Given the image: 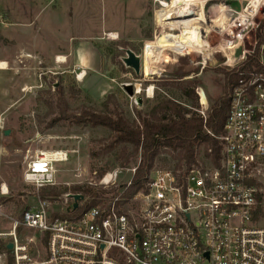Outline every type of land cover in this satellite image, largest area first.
<instances>
[{
	"label": "rangeland",
	"instance_id": "rangeland-1",
	"mask_svg": "<svg viewBox=\"0 0 264 264\" xmlns=\"http://www.w3.org/2000/svg\"><path fill=\"white\" fill-rule=\"evenodd\" d=\"M160 1L172 0H0V61L7 65L6 69H0V185L5 183L9 189L3 200L0 232H9L14 221H21L24 210L37 203L35 190L25 184L23 173L38 149L74 151L69 161L57 164L53 188L59 191L66 188L71 191L76 185L102 187L100 180L112 171H118V178L109 190L120 189L133 178L132 169L138 166L140 156L136 163L123 167L116 159L118 149L93 158L92 148L101 151L103 144L98 143L108 142L111 131L78 124L69 115H79L83 107L103 110L107 101L110 109L118 108L132 121L139 120L138 111L150 115L163 99H174L191 108L192 101L183 94L181 85L192 86L190 83L195 82L200 109L203 97L208 114L210 106L225 94V77L219 70L229 65L228 59L220 62L215 56L222 52L213 51L212 47L225 35L226 14L240 11L247 0L206 2L204 11L210 21L203 28L207 33V56L204 51L182 54L187 51L185 37L195 43L194 48L198 45L197 27H187L182 34L180 27L162 32L157 21L162 8ZM258 21L263 23L264 12ZM258 39V31L252 32L245 49L251 52ZM68 42H82L94 49L99 72L93 66L88 67L85 79L79 81L82 78L79 67L72 62L63 67L57 64L49 53ZM127 48L142 56L140 75L122 61ZM213 56L212 62H208ZM126 83L139 85L141 91L128 95L123 88ZM59 85L65 91L66 114L65 108L58 105ZM205 149H200V154ZM131 150L128 146L126 152ZM173 156L176 153L164 150L152 171L174 168L178 159ZM257 185L263 194L258 225L264 227V167ZM68 191L49 199L52 211L68 212L74 203L69 197L74 193ZM17 236L21 243L30 246L34 261L46 258L48 242L44 232L19 224ZM9 241V237L0 239V264H15L14 254L3 249Z\"/></svg>",
	"mask_w": 264,
	"mask_h": 264
},
{
	"label": "built area",
	"instance_id": "built-area-1",
	"mask_svg": "<svg viewBox=\"0 0 264 264\" xmlns=\"http://www.w3.org/2000/svg\"><path fill=\"white\" fill-rule=\"evenodd\" d=\"M229 12L225 35L212 50L228 59L242 45L243 57L226 65L233 68L256 47L258 41L248 52L244 44L260 25L264 0H247L240 11ZM192 13L180 7V20L186 16L198 20ZM167 16L176 18L175 14ZM260 62L263 70L242 72L230 91L217 160L212 149L205 150L189 168L152 171L145 188L127 195L130 179L118 193H106L99 206L79 218L55 217L51 201L39 194L56 184L57 164L69 161L74 151L38 149L23 173L25 184L35 190L37 203L25 210L21 221H14L9 232H0V239L9 237L14 244L15 264H264V227L258 225L257 214L263 206L257 179L264 167V45ZM198 112L208 117L203 97ZM117 178L118 171L109 172L100 185L107 189L116 185ZM8 194L7 184L2 183L0 216ZM19 224L48 234L44 260L34 261L30 246L19 241Z\"/></svg>",
	"mask_w": 264,
	"mask_h": 264
},
{
	"label": "trees",
	"instance_id": "trees-1",
	"mask_svg": "<svg viewBox=\"0 0 264 264\" xmlns=\"http://www.w3.org/2000/svg\"><path fill=\"white\" fill-rule=\"evenodd\" d=\"M258 42L254 51L247 55L244 62L233 68L229 66L220 67L225 77V94L219 97L209 108L208 117L205 119L198 112L200 110L199 96L196 93L197 83H190L192 86H182L183 94L191 101V108L174 99H163L160 101L150 115H143L138 111V121H132L124 115L118 108H109V101L104 104V109L99 110L94 107H83L79 115H69L68 118L77 120L78 124L91 127H104L111 131V139L108 142L101 140L98 144H103L101 151H97L96 147L92 148L91 156L93 158L100 157L109 152L118 149L116 153L117 161L120 165L128 166L130 163H136L140 156V162L136 168V172L132 178V188L127 191V195H131L142 188H145L149 182L151 172L164 150L176 153L174 159H178L175 170L189 168L197 162L200 149H212L213 158L218 159L221 153L218 137L224 132V125L228 117L230 107V91L233 85L237 83L241 73H250L263 70L260 62V49L264 43V21L259 25ZM187 45L185 48L190 49L195 43L185 37ZM187 51H183L182 54ZM172 54V53H171ZM172 56L175 57L174 54ZM215 56V55H214ZM211 58L208 62H212ZM216 58L225 61L222 53H217ZM59 85L58 102L59 107L62 106L63 114H66L67 102L65 101L64 88ZM128 146L132 147L131 152L127 153ZM105 171V170H104ZM103 173V172H102ZM68 191H59L48 186L42 188L39 194L42 198L53 199L63 193L81 194L83 196L82 204L79 203L77 208H72L68 212L62 214L54 213L55 217L60 218H79L82 214L92 207H97L102 203L106 193H118L116 187L105 189L98 186L76 185ZM259 199H263V194L259 195ZM28 209V208H27ZM25 212V210H24ZM23 212V214H24ZM262 212L259 207L257 214ZM46 242H48V234L45 233ZM3 249L13 255L6 245ZM14 258V255H13Z\"/></svg>",
	"mask_w": 264,
	"mask_h": 264
},
{
	"label": "bare ground",
	"instance_id": "bare-ground-1",
	"mask_svg": "<svg viewBox=\"0 0 264 264\" xmlns=\"http://www.w3.org/2000/svg\"><path fill=\"white\" fill-rule=\"evenodd\" d=\"M208 0H172L170 2L163 1L162 5L164 6V9H162L158 13V21L160 23L161 29H163L162 32H164L166 29L175 30L178 27H180V34H182L184 31H186L187 27L193 26L197 27V35H198V45L194 48H190L187 50L186 53H191L198 51L199 53L204 51L203 55L207 56V42L204 38V24H210V21L208 20L207 16L205 15V3ZM180 7L187 8L188 11L193 12L192 14L197 16L198 20H195L196 18H192L191 16H186L183 18V20H180ZM226 11V10H225ZM175 12V13H173ZM173 15L175 14L176 18H170L167 15ZM173 17V16H172ZM213 19V17H212ZM214 21V20H213ZM212 21V23H213ZM222 29H220L221 31ZM58 61L64 62L65 58L64 56H60L58 58ZM239 61L237 57H235L232 54L228 55V62L230 64H235ZM7 65L4 61H0V69H6ZM83 74V73H82ZM84 76V75H83ZM80 74V77H83ZM82 79V78H81ZM137 93L141 91V88L139 85L136 86ZM153 88L150 87L149 94L152 93Z\"/></svg>",
	"mask_w": 264,
	"mask_h": 264
},
{
	"label": "crops",
	"instance_id": "crops-1",
	"mask_svg": "<svg viewBox=\"0 0 264 264\" xmlns=\"http://www.w3.org/2000/svg\"><path fill=\"white\" fill-rule=\"evenodd\" d=\"M67 45L58 46L55 48L52 52L50 51V57H53V60L60 56H65L66 62L60 63L59 61L56 63L60 64L61 67L66 65L68 62H72L75 66L80 68L81 70L85 71V74H81L83 77L82 79H79V81H83L85 79V75L87 73L86 69L88 67H94L95 70H97V53L94 51V49H90L88 46L84 45L82 42H76V44H70L69 42L66 43ZM92 63V65H90ZM98 65V64H97ZM92 67V68H93ZM105 67L101 70L104 71ZM67 71V70H66ZM79 72V73H80ZM99 72V70H97ZM75 73H77L75 71Z\"/></svg>",
	"mask_w": 264,
	"mask_h": 264
},
{
	"label": "water",
	"instance_id": "water-1",
	"mask_svg": "<svg viewBox=\"0 0 264 264\" xmlns=\"http://www.w3.org/2000/svg\"><path fill=\"white\" fill-rule=\"evenodd\" d=\"M125 52H126V56L122 57V61L124 62L125 66L133 69L137 75H140L142 71V56L136 54V52L130 48L125 49ZM233 53H234V56L237 57L238 59L243 57V46L238 45L234 49ZM123 88L130 96H134L137 93V89L134 84H130V83L123 84ZM8 134H9V131L7 130L6 135ZM69 197L74 200V205H73L74 208H77L80 201H82L83 199V196L81 194H70ZM13 247H14V244L12 242H10L7 245V248L10 251L13 250Z\"/></svg>",
	"mask_w": 264,
	"mask_h": 264
}]
</instances>
